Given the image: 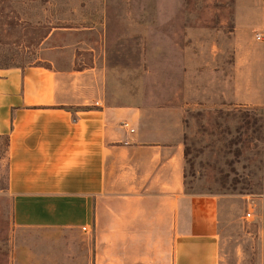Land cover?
<instances>
[{"label":"rangeland","instance_id":"rangeland-1","mask_svg":"<svg viewBox=\"0 0 264 264\" xmlns=\"http://www.w3.org/2000/svg\"><path fill=\"white\" fill-rule=\"evenodd\" d=\"M56 28L74 47L61 66H105L127 101L186 104V192L221 197L222 264H264V108L227 107L264 106V0H0V68L47 65ZM7 165L0 138V264L28 248L29 264H88L67 233L14 227Z\"/></svg>","mask_w":264,"mask_h":264},{"label":"crops","instance_id":"crops-1","mask_svg":"<svg viewBox=\"0 0 264 264\" xmlns=\"http://www.w3.org/2000/svg\"><path fill=\"white\" fill-rule=\"evenodd\" d=\"M63 30L42 42L47 65L0 68L14 227L67 233L88 264H222L221 197L185 189L186 104L127 101L105 66H61Z\"/></svg>","mask_w":264,"mask_h":264},{"label":"built area","instance_id":"built-area-1","mask_svg":"<svg viewBox=\"0 0 264 264\" xmlns=\"http://www.w3.org/2000/svg\"><path fill=\"white\" fill-rule=\"evenodd\" d=\"M257 41H264V34H258L256 35ZM122 127L130 132H133V130L129 127V124L127 122H124L122 124ZM251 215L249 213L246 214V219H249ZM83 231H85V228H82Z\"/></svg>","mask_w":264,"mask_h":264},{"label":"trees","instance_id":"trees-1","mask_svg":"<svg viewBox=\"0 0 264 264\" xmlns=\"http://www.w3.org/2000/svg\"><path fill=\"white\" fill-rule=\"evenodd\" d=\"M184 155H185V151H184Z\"/></svg>","mask_w":264,"mask_h":264}]
</instances>
